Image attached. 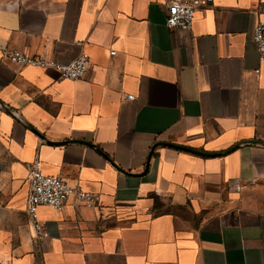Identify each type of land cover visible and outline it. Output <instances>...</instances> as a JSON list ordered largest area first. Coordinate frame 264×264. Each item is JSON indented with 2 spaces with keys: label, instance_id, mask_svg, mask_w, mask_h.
Listing matches in <instances>:
<instances>
[{
  "label": "crops",
  "instance_id": "crops-1",
  "mask_svg": "<svg viewBox=\"0 0 264 264\" xmlns=\"http://www.w3.org/2000/svg\"><path fill=\"white\" fill-rule=\"evenodd\" d=\"M168 2L0 0V103L27 123L0 106V264H264V146L244 145L264 141V0H213L190 30ZM5 49L91 64L71 81ZM36 160L99 196L40 207L44 238Z\"/></svg>",
  "mask_w": 264,
  "mask_h": 264
},
{
  "label": "built area",
  "instance_id": "built-area-1",
  "mask_svg": "<svg viewBox=\"0 0 264 264\" xmlns=\"http://www.w3.org/2000/svg\"><path fill=\"white\" fill-rule=\"evenodd\" d=\"M213 0H169L167 3L166 23L170 29L190 30L193 28L198 9L212 4ZM253 42L256 45L260 60H264V22L258 21L253 31ZM3 53L8 61L17 66H37L43 69H57L62 78L79 80L83 78L90 67L91 60L88 53L83 52L70 63H59L45 54H26L18 49H5ZM115 54V51H112ZM259 72V71H258ZM134 95H127L133 100ZM28 213L35 236H47L39 209L42 206L62 211L70 200L77 205L95 207L99 196L87 191L81 186L70 184L61 175H48L42 171L41 161L36 160L29 165L28 172Z\"/></svg>",
  "mask_w": 264,
  "mask_h": 264
},
{
  "label": "water",
  "instance_id": "water-1",
  "mask_svg": "<svg viewBox=\"0 0 264 264\" xmlns=\"http://www.w3.org/2000/svg\"><path fill=\"white\" fill-rule=\"evenodd\" d=\"M0 106L1 108L5 109L6 111H9L14 117H16L19 121H21L22 123H24L25 125H27L26 121L21 117V115H19V113H17L16 111H12V109H9L8 107H6L5 105H3L2 103H0ZM58 144V143H56ZM91 147H94L95 149H97L99 152H101L107 159H109L113 165L117 168H120L114 161H112L110 159V157L105 154L99 147H97L96 145H93L91 143H85ZM245 144H257V145H261V146H264V141H259V140H252V141H247L244 143ZM164 145H167V146H172V147H176V148H182V149H185V150H189V151H193V152H196V153H200V154H203V155H216L217 153H209V152H204V151H200V150H195V149H192V148H189V147H185V146H181V145H177V144H174V143H164ZM243 145V144H242ZM154 151V149H153ZM153 151L151 153L150 156H152L153 154Z\"/></svg>",
  "mask_w": 264,
  "mask_h": 264
}]
</instances>
